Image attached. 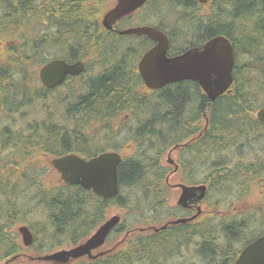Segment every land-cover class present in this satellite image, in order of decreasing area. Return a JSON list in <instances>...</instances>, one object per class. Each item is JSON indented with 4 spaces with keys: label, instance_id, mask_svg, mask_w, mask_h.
I'll list each match as a JSON object with an SVG mask.
<instances>
[{
    "label": "trees",
    "instance_id": "obj_1",
    "mask_svg": "<svg viewBox=\"0 0 264 264\" xmlns=\"http://www.w3.org/2000/svg\"><path fill=\"white\" fill-rule=\"evenodd\" d=\"M162 1L170 0H152L145 6L155 7ZM171 2L186 15L183 19L185 31L198 27L199 39L224 35L234 43V83L230 91L214 102L208 100L197 84L188 81L151 91L152 97L143 96L138 90L141 79L135 72L139 57L150 45L149 39L122 36L117 31L107 30L102 25V16L109 8V0H0V87H12L14 72H21L19 75L24 82L23 90L14 92L16 97L0 90V101L7 105L8 114H17L36 105L31 99L33 92L40 98L49 93L44 88L31 86V77L51 59L83 60L87 70L89 65L102 68L96 77L86 79L85 74L69 77L63 92L55 90L59 92L55 100L68 103L66 115L71 116L64 122H58L54 117L52 126L55 128L43 127V133L36 131L35 126V130L25 127L30 130L28 134L0 135V145L15 146L18 157L22 158L30 155L33 149L38 154L54 156L80 151L96 155L111 147L112 140L126 128L127 125H123L118 131H112L111 122L116 117L128 113L135 120L134 112H143L148 117L132 132L138 151L124 157L119 165L121 190L114 199L104 200L77 185L51 187L44 183L38 169L25 168L19 161L13 164L24 176L9 173L3 177L0 174V261L22 249L13 225L15 220L26 217L28 210L34 209L27 205V200L36 202L35 212L41 214V220L35 224H24L32 227L36 237L34 247L38 252L83 241L103 222L113 204L138 213L143 217L137 219L138 223L152 219L146 218V210L152 203L156 218L167 212V208L160 212L163 205H167L165 193L171 196L164 182L169 170L162 165L167 145L180 147L181 159L188 155L182 162L185 164L183 177L197 183L208 182L210 187L217 188L242 183L244 190L240 194L235 192L237 201L243 196L240 206L231 201L219 211L220 203L206 205V212L193 222L171 225L157 232L134 233L115 250L94 260L80 259L72 264H234L241 250L264 233V156L254 160L251 156L252 152L264 154V147L262 150L257 147L260 145L261 148V140H264V125L255 116L257 109L264 106V4L262 0H211V10L200 13V4L195 0ZM137 13L127 19L134 18ZM142 20V23L147 21L146 18ZM127 22L123 21L119 28L133 23ZM165 31L171 40V52L203 43L186 39L179 43L171 30ZM241 51L250 60V65L244 69L239 67ZM4 65L7 67L5 72L2 71ZM135 80L137 89L132 86ZM67 120L70 123H66ZM204 120H207L206 127L202 126ZM5 121L6 124L13 123L11 129L18 128L17 118L5 117ZM71 123L74 127L68 133L66 127L71 128ZM192 123L201 125L194 127ZM21 125L25 124L21 121ZM83 126L91 128V132H83ZM53 129L60 130L61 135ZM95 130L108 132L105 131L98 141V136L92 135ZM196 131L197 135L189 141ZM162 135L169 137V142L162 144L161 149ZM124 138L123 142L113 143L115 149H122L128 137ZM219 150L228 151V163H232L235 154L240 152L239 166L234 169L226 160L215 159L213 168L209 174L205 172L201 181L193 172L187 175L189 170L194 171L199 165L203 167L206 157ZM193 166L195 168L191 169ZM236 170L245 178L238 176ZM144 182H150L149 187L153 188L146 193L147 202L141 200L140 185ZM28 183L36 188L31 189L30 195L31 190L27 193L25 188ZM255 185L261 186L262 199L246 201ZM129 189L134 196L130 201L123 196L126 190L129 194ZM20 200L24 201L22 204L26 205L27 213L21 209ZM174 209L178 212L173 215L187 214V210L176 206ZM36 224L38 228L34 226ZM125 231L123 223L115 229V232ZM186 232L189 243L182 239L187 238L183 237L187 236ZM10 264L41 263L16 260Z\"/></svg>",
    "mask_w": 264,
    "mask_h": 264
},
{
    "label": "water",
    "instance_id": "obj_2",
    "mask_svg": "<svg viewBox=\"0 0 264 264\" xmlns=\"http://www.w3.org/2000/svg\"><path fill=\"white\" fill-rule=\"evenodd\" d=\"M147 0H116L115 5L103 16L102 23L108 30L124 16L140 8ZM206 2L207 0H200ZM264 2V0H263ZM120 34L148 35L157 41V45L147 51L139 62V71L151 89H159L165 85L180 82L185 79L199 83L210 101H215L224 94L234 81V55L230 40L224 35H218L203 45L193 47L182 54L169 57L167 50L169 39L167 35L151 26H136L120 31ZM86 66L83 61L68 63L63 59L51 60L41 67L39 76L47 88L62 84L67 76L79 75ZM257 119L264 124V106L256 111ZM122 157L117 152H105L89 160L76 154H69L52 160L55 168L60 171L62 180L71 185L79 184L86 190H92L104 199H111L119 193L118 165ZM174 162L173 159H169ZM182 193L177 204L188 207L190 204L202 201L207 193V186L180 185ZM201 213L198 206L197 214L191 217H181L172 223H185L194 220ZM121 218L114 215L106 220L96 232L85 242L70 249L41 256L40 259L65 264L71 259L88 255L96 258L103 254H92V250L102 246L110 231L119 224ZM167 225V224H166ZM165 226V225H164ZM163 226V227H164ZM25 246L34 242V235L27 226L19 227ZM235 264H264V234L250 242L240 253Z\"/></svg>",
    "mask_w": 264,
    "mask_h": 264
},
{
    "label": "rangeland",
    "instance_id": "obj_3",
    "mask_svg": "<svg viewBox=\"0 0 264 264\" xmlns=\"http://www.w3.org/2000/svg\"><path fill=\"white\" fill-rule=\"evenodd\" d=\"M112 1L113 0H109L110 4L112 3ZM171 1L172 0H170V1H162L161 4H159V5L155 6V7H151V5H149L143 11L142 10L139 11L135 15V17L137 19L138 18H147L148 20H154V21H164V19H165L166 23H165L164 26H166L169 30L172 31L173 35H175L176 41H178L179 43L181 42V39H186V40H189V41H197L200 38L199 37L200 33L198 31V27H195L192 30H188L187 29V31H185L186 30V26H184L183 19L186 17V15L183 14L181 9L176 8L173 5V2H171ZM176 2H182V1L181 0H176ZM200 8H201L200 13L202 12V10L204 11V13L205 12H209L211 10V2H210V4H208L206 6H200ZM189 13H187V14H189ZM205 15H207V14H205ZM208 15H210V14H208ZM247 64L250 65L249 58L246 55H244V51L239 52V67L244 69V68H246ZM6 68L7 67L5 65L2 66V71L5 72ZM99 70H102V68L100 66H98V65L97 66L89 65L88 70H87V72L85 73L84 76H86V79L88 77L89 78L90 77L91 78L92 77H96V76L99 75V73H98ZM19 74H21V72L12 73L13 80H14V84H11L12 87H8L6 89H3L4 85H2L1 86L2 88H0V90H4L6 95L8 94V96H10V97H12V96L16 97L14 92L15 91H19V90H23L22 87H21L23 80L21 79V75H19ZM25 78H27V76H25ZM31 79H32L31 86H33L35 88H38L39 87L38 74L35 73L31 77ZM23 84H24V82H23ZM63 90L64 89L62 88V89H60L58 91L59 92H63ZM25 92H27V91H25ZM59 92L49 93L48 96L45 95V98H43V97L40 98L38 96L36 97L35 96L36 94L33 92L32 94L34 96L31 97V99H32V101L34 103L36 102L35 103L36 105H34L33 107L24 108V109L20 110L19 112L17 111L18 112L17 114H12V115L18 116V117H15V118H17L18 121L21 120L24 124H27V128H29L30 130H35V126L37 127L36 131H39V132L43 131V127L55 128L54 126H52V121L56 120L58 122H64L66 117H70L71 116V115H66V109L68 107V103L67 102H61V101H63L62 99H61V101H59V100L56 101L55 100V98L57 97ZM42 95H44V93H41V96ZM147 95L152 97V94H150V93L147 94ZM39 96H40V94H39ZM46 98H50V99L47 100ZM62 103H63V105H62ZM0 104H1V101H0ZM5 112L7 113V109H5ZM26 112H30V113L29 114H25ZM20 116H22V117H20ZM23 116H29V117H23ZM54 117H55V120H54ZM72 117H74V116H72ZM77 117H79V116H77ZM121 117H123V115ZM133 117H135V120H133L132 123L128 124L126 126V128L124 130H122V132L117 136V139H116L117 143L123 142V140L125 139L124 137L126 136V132L130 136L134 137L133 133H132L133 130L136 131L138 129V127L142 123H144L145 120H148L147 115H145L143 112H140V113H138V112L135 113L134 112L133 113ZM149 117H152V115H150ZM10 120L11 119H8L7 121H10ZM188 121L189 120H187L184 123L186 127H187L186 124H187ZM2 122L3 121L0 120V123H2ZM43 123L46 124V126L43 125ZM66 123H70V121L67 120ZM10 125H13V123L8 122V124H5L4 126L7 127V126H10ZM16 127H18V125H16ZM70 127L71 128L66 127V131H68V133L71 132V129L74 127V124L71 123ZM81 130L83 132H91V128L88 129L87 126H83L81 128ZM54 131H55L56 134H60L61 135V131L60 130H54ZM105 131L108 132L107 130H104V132H99V130H97L96 132L94 131V133L92 135L98 136V141H101L100 140V136L101 135L103 136ZM41 133H43V132H41ZM258 136L254 137V139H257ZM160 137H161V141L164 144H168L169 137H166L165 135H162ZM170 146L171 145H169V148L166 149L167 153L164 156L165 160L169 158L168 156H170L174 160L177 158V154H178L177 150H175V149L169 150ZM259 146L260 145H257V147L262 150V147H264V140H261V148ZM14 147L15 146L5 147L4 143H2L0 145V163H2V165L0 167V174L3 177H5L9 173H12V174L16 173V177L24 176L23 171L20 168H16L15 164H13L16 161H19L20 163L22 162V164L25 166V168L38 169V172L43 174L42 178H43V181H44L45 184H47V185H49L51 187L60 186L61 185V183L58 182L59 173L53 171V168H52V165H51L50 161H46L45 158H42V155H41V160L36 158L37 157V153L35 151L32 153V155L30 157H28L29 155H27V157H28L27 159H26V157L25 158L18 157V155L16 153V149ZM159 147H161V149H162V144H160ZM144 148H145V146H144ZM19 149H21V148H19ZM137 151H138L137 147H135V148L132 147V148L128 149L127 153H126V157H129V156H132V155L136 154ZM214 153L211 154L210 157H206L207 160H205L203 162L205 164L203 167H200V165H199V167L195 168L193 166L191 169L195 168L194 171H190L189 170L187 175L190 176L191 172H193L194 177L197 180L201 181V179L205 175V172L209 174L210 170L213 168V164L215 163V159L216 160L224 159V160H226V163L229 162V159H230L229 155L230 154H228V151H227V153H225V151L219 150V151H216ZM235 156L236 157L232 160V163H228L234 169L239 166L237 161L241 157L240 156V152H239V155L236 153ZM251 156L253 158L252 160H254L256 158L263 157L264 154H263V152L260 153V154H256L255 152H252ZM183 158L187 159L188 155L185 154ZM184 159H181V160L184 161ZM169 166H171V165L168 164V167ZM172 168H173V166H172ZM172 168H170L169 171H172ZM198 168H199V170H198ZM237 173H238V171L236 170V174ZM237 175L242 177V178H245L241 174V172L238 173ZM26 177L28 178L29 176H26ZM239 180H243V179H239ZM23 181L27 182L26 179H24ZM177 181H178V176H175L174 178H171V180L169 182V185L177 184L178 183ZM199 183H201V182H199ZM237 183H239V182H236L234 184L231 183L230 186L220 187V188L211 187L209 196L206 197L205 204H203L201 206V208L202 209H204V208L207 209L206 205L217 206L216 204L220 203L221 204V206L219 207V211H220V210L223 209V207H227L228 205H226V204L228 202H231V201H235V203L238 206H240V202L239 201L242 200L243 196H241L239 198V201H237L238 198H237V195L235 194V192L238 191L239 194H240L242 189L244 190V187H243V185L241 186L242 183L241 184L240 183L237 184ZM149 185H150V182H144L143 184L140 185L141 188H142V194H141V200H143L142 202L146 201L145 200L146 199V197H145L146 193H150L149 190L152 191V189H153L152 187H151L152 189H150ZM260 187L261 186L257 185L255 188H253L247 194L246 201L247 200L248 201H253V202L260 201L262 199V197H263V193H262V190H261ZM25 188H26V192L27 193H29L31 189H36L35 187L29 186V183H28V185H25ZM144 190H145V192H144ZM128 191H129V194H127V190H126L123 193L124 194L123 196L125 197V199H129L128 201H130V200L133 199L134 196H131V193H132L131 189H129ZM32 193H33V191L31 190L29 195L32 194ZM178 197H179V192L178 191H174L173 190V193L171 191V196L166 199L167 200V205H163V207L160 206L158 208V210H159L162 207L160 212L167 208L168 209L167 212L160 214L157 218L154 216V212L155 211H153V203L151 205H149V208H147V210H146V212H147L146 218L152 217V220L148 221V224L153 223V224H156V225H160L162 222H164L165 219L170 218L171 216H173V213H177L178 210L176 211L174 209L173 205L176 204V202L178 200ZM0 198H1V195H0ZM20 202H21L20 203L21 204L20 205L21 209L23 210L26 207V205L22 204L24 201L20 200ZM26 203H27V205H29L30 208H34V209H31L30 212L28 210V214L26 215V217H23V219L20 218V219L15 220L16 222L13 225L14 226V230L20 224H21V226L24 225L25 223L26 224H29V223L30 224H35L38 220H41L40 219L41 214H38V213L35 212V210H36V206H35L36 202H32V201L30 202L29 200H27ZM26 209H24L25 213H27ZM114 214H118V215H121L123 217V222L122 223L125 225V229L126 230H128L130 228H133V227H137V226L148 225V224H146L147 222H145V221L143 223H138L137 222V219L143 218V217H141L135 211H131V210L129 211V208H127V207H119V206H117L115 204H113L111 209L105 213L104 219L107 218V217H110L111 215H114ZM147 220H149V219H147ZM34 226L37 227V224L34 225ZM15 232H16V230H15ZM123 234H124L123 232H116L111 237L110 244L109 243H108V245L106 244L103 247V250H106L107 248L113 246L118 240H120V238H121V236ZM186 234H187V236L185 235L183 237H187V238H182V239H183V241L188 242L189 233L186 232ZM18 236L20 238V235H18ZM20 241H21V238H20ZM67 244H69V243H66V245ZM194 244H195V242H194ZM23 250L26 252L27 256L28 255L29 256L36 255V253H42V252H46L47 253V251L38 252V251H36L35 247L28 248V249L23 248ZM23 260H26V259H23ZM28 261H30V260H28Z\"/></svg>",
    "mask_w": 264,
    "mask_h": 264
},
{
    "label": "flooded vegetation",
    "instance_id": "obj_4",
    "mask_svg": "<svg viewBox=\"0 0 264 264\" xmlns=\"http://www.w3.org/2000/svg\"><path fill=\"white\" fill-rule=\"evenodd\" d=\"M174 1V0H173ZM181 1H183V0H181ZM196 1V0H195ZM197 2V1H196ZM182 22V21H181ZM184 22V21H183ZM159 23L162 25V26H164L165 25V23H166V20L164 19V21H159ZM184 24H185V22H184ZM168 34V33H167ZM133 37L135 36V35H132ZM135 37H139V36H135ZM149 39V38H148ZM182 40H185V39H182ZM149 42H150V45L148 46V49H150V48H152L155 44H156V42H154V41H152V40H150L149 39ZM171 46V45H170ZM148 49H146V50H148ZM177 52H171V50L169 49V51H168V55L169 56H173V55H175ZM140 79H141V81H140V86H139V88H145L146 86L143 84L144 82H143V79L140 77ZM184 81H188V83H194V84H197L196 82H193V81H190V80H184ZM184 81H181V82H177L176 84H181L182 82H184ZM133 88H135V89H137V86H138V83H137V81L135 80L134 81V83H133ZM0 88H2V87H0ZM54 89H56V88H54ZM54 89H48L47 90V92H49V93H53V92H57V91H55ZM145 90V89H144ZM48 93V94H49ZM48 94H47V96H48ZM47 100L48 99H50V98H46ZM6 107H7V105L3 102V103H1L0 104V120H2L3 122L2 123H0V135L2 136V137H5L6 135H7V133L9 134V133H11V132H16L17 133V135H20V134H22V133H26V134H28L29 132H30V130H26V128L25 127H27V124H25L24 126L23 125H21V120L20 121H18V123L16 124V125H18V128L17 129H11V125L10 126H4L5 124H6V121H5V118L4 117H18V116H16V115H12V114H8V113H6L5 112V109H6ZM20 117H22V116H20ZM23 117H29V116H23ZM34 117V116H33ZM126 119H127V125L128 124H130V123H128V122H130V121H132V119L130 118V117H126ZM192 125L194 126V127H197V126H200L201 124H199V123H192ZM206 125H207V121L206 120H204V123L202 124V126L203 127H206ZM22 126H23V128L24 129H22ZM195 130V129H194ZM34 132H36V131H34ZM197 132L198 131H196V132H194L193 134H192V136L190 137V139H188L189 141H191L192 140V138L194 137V136H196L197 135ZM37 133V132H36ZM188 140H186V142L188 141ZM161 144H162V142H161ZM180 147H177V152H178V154H177V158L175 159V164H174V166H173V168H172V171H168L167 172V175H166V177H165V179H164V182H165V185L169 188L170 186H169V182H170V180H171V178H174L175 176H178V185H180V184H183V183H187V184H189L188 182H190L189 181V178H187V177H183V173H184V166H185V164L184 163H182L183 161L181 160V152L178 150ZM36 152V149H33V151H31L30 152V155L28 156V157H30L31 155H32V153L33 152ZM41 155H42V158H45V160L46 161H50V163H51V161H52V156H54V155H51V154H49V153H37V157L36 158H38V159H40L41 160ZM57 156H62V155H55L54 157H57ZM27 156H26V159L28 158ZM176 165V166H175ZM175 167H176V170H175ZM53 171L54 172H57L54 168H53ZM171 188V187H170ZM172 189V188H171ZM174 191H178L179 193H180V189H179V186H176V188L175 189H173ZM203 204H205V202H203ZM202 204V205H203ZM196 207H197V205L196 204H192L189 208H185L186 210H187V214L186 215H191V214H193V213H195L196 212ZM151 219V218H150ZM149 219V220H150ZM146 224H148V222L146 223ZM150 224H153V223H150ZM149 225V224H148ZM156 225V224H155ZM150 232H155L153 229H150V230H148V231H146L145 233H150Z\"/></svg>",
    "mask_w": 264,
    "mask_h": 264
},
{
    "label": "bare ground",
    "instance_id": "obj_5",
    "mask_svg": "<svg viewBox=\"0 0 264 264\" xmlns=\"http://www.w3.org/2000/svg\"><path fill=\"white\" fill-rule=\"evenodd\" d=\"M152 0H150V2H151ZM197 1V0H196ZM198 2V1H197ZM210 2H211V0H208V4H210ZM198 4H200V6L201 5H203V6H206V5H204V4H201V3H199L198 2ZM207 4V5H208ZM164 29H168L166 26H164ZM216 36H218V35H216ZM216 36H213V37H211V38H209V39H207V40H205V38H202V39H198L197 41H203V42H207L208 40H210V39H212V38H214V37H216ZM229 40H230V42H231V44H232V47H233V55H234V65H235V63H236V57H235V46H234V43H233V41L229 38V37H227ZM0 58H1V50H0ZM66 61V60H65ZM79 61V60H78ZM50 61H48L47 63H49ZM66 62H68V63H75V62H77V61H75V62H69V61H66ZM85 62V61H84ZM47 63H45L44 65H46ZM86 63V62H85ZM43 65V66H44ZM42 66V67H43ZM86 69H87V64H86ZM206 184L208 185V189H209V192H210V189H211V187H210V184L208 183V182H206ZM171 225H177V223H172V222H170L169 224H167V225H165L162 229H165V228H167V227H169V226H171ZM22 226H24V225H22ZM25 226H27V225H25ZM28 227V226H27ZM161 229V230H162Z\"/></svg>",
    "mask_w": 264,
    "mask_h": 264
}]
</instances>
